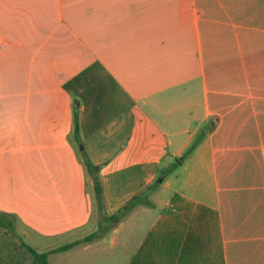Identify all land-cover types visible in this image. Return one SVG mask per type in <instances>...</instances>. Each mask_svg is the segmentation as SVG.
<instances>
[{
	"label": "crops",
	"instance_id": "crops-1",
	"mask_svg": "<svg viewBox=\"0 0 264 264\" xmlns=\"http://www.w3.org/2000/svg\"><path fill=\"white\" fill-rule=\"evenodd\" d=\"M153 184L125 264H264V0H0V213L111 264Z\"/></svg>",
	"mask_w": 264,
	"mask_h": 264
},
{
	"label": "rangeland",
	"instance_id": "rangeland-1",
	"mask_svg": "<svg viewBox=\"0 0 264 264\" xmlns=\"http://www.w3.org/2000/svg\"><path fill=\"white\" fill-rule=\"evenodd\" d=\"M181 158H179L180 160ZM155 193V192H153ZM152 193V195H153ZM156 194V193H155ZM151 193L149 195V200H153L155 203L157 202L156 196H152ZM143 211H139V213L134 220L137 219V224L135 226L131 225L129 229H134L133 233V239L128 244V249L124 250V244L125 242L122 241V237L118 240L115 246L109 245V243L106 245L108 252L110 253H104L105 256H109L110 260H108V263L111 264H125L128 262L129 259H126L120 255V253H125L127 256L132 253L134 248L138 246L139 241L141 238L145 237L147 232L149 231V228L151 226L152 222V209H150V206H144ZM101 214V212H100ZM104 215H100V222L103 221ZM4 221V220H3ZM7 221L11 222V227L7 225ZM5 225L1 226L0 224V264H32V256L30 252L27 250L25 245H28L27 242L23 239L18 227H17V221L12 216H6L5 218ZM135 222V221H133ZM103 227V226H102ZM102 227L98 229L97 236L102 237ZM110 227H105V231ZM96 238V237H95ZM35 242H38L39 239L35 238ZM49 258V257H48ZM104 258V257H103ZM89 259L86 262L88 264H105L107 263V260L105 259ZM53 258H49L48 262L49 264H54Z\"/></svg>",
	"mask_w": 264,
	"mask_h": 264
},
{
	"label": "trees",
	"instance_id": "trees-1",
	"mask_svg": "<svg viewBox=\"0 0 264 264\" xmlns=\"http://www.w3.org/2000/svg\"><path fill=\"white\" fill-rule=\"evenodd\" d=\"M74 132L75 134H78L79 127H78V119L77 117H74ZM84 165L86 166V169L90 176L93 179L94 182V194L96 203L98 205V208L101 209L102 207V187L101 182L99 179V167L93 164L90 159L84 154ZM156 184H153L149 187H147L144 191H142L140 194L133 196L116 214L112 215L111 217H104L105 221L112 222L113 224L117 223L119 220L127 216L131 210H133L138 205H144V206H150V200L149 195L153 192L154 187ZM5 218L6 215L0 213V224L1 226L5 225ZM4 220V221H3ZM7 225L11 227L12 223L7 221ZM95 237H97V232L87 236L84 241L90 242ZM74 244H66L61 247H58L50 252L45 253H38L33 248H31L28 245H25L27 250L30 252L32 256V264H49L48 262V255L49 253H57V252H64L70 249Z\"/></svg>",
	"mask_w": 264,
	"mask_h": 264
},
{
	"label": "water",
	"instance_id": "water-1",
	"mask_svg": "<svg viewBox=\"0 0 264 264\" xmlns=\"http://www.w3.org/2000/svg\"><path fill=\"white\" fill-rule=\"evenodd\" d=\"M81 149H82V148H81ZM158 182L160 183V182H161V180L159 179V180H158Z\"/></svg>",
	"mask_w": 264,
	"mask_h": 264
}]
</instances>
